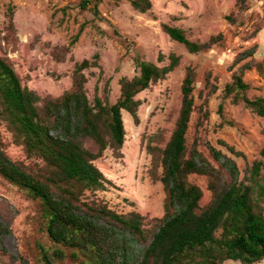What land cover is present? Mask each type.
I'll use <instances>...</instances> for the list:
<instances>
[{
	"label": "trees",
	"instance_id": "trees-1",
	"mask_svg": "<svg viewBox=\"0 0 264 264\" xmlns=\"http://www.w3.org/2000/svg\"><path fill=\"white\" fill-rule=\"evenodd\" d=\"M98 1L92 6L95 16ZM89 2L81 0L80 9H87ZM130 5L145 13L152 3L130 0ZM161 29L190 53H199L222 37L210 36L200 43L170 23H162ZM81 30L82 26L73 42ZM158 60H163L162 54ZM168 60L158 65L135 58L138 73L119 78V94L111 103L108 81L100 93L96 87L92 99L87 94L84 71L99 66L95 59L75 62L70 87L60 95L42 97L23 85L12 61L0 55V124L24 155L10 159L0 133V177L38 202V230L46 240L36 242L37 263L226 264L230 259L253 264L264 259V162L253 160L239 177L235 161L220 150L209 146V160L198 148L197 137L187 142L192 112L199 110V125L209 113L203 102L198 106L194 103L196 73L191 66L186 67L181 102L168 138L162 129L142 137L151 158L148 175L159 181L164 191L162 216L149 218L136 210L118 211L97 196L110 181L95 160L107 149L114 156L121 155L126 134L122 111L138 122L140 100L136 95L166 78L179 64L180 56L171 52ZM250 66L243 63L240 71L233 72L222 97L232 95L233 104L242 103L264 119V97L246 93L249 84L242 75ZM221 108L222 104L219 114ZM260 155L264 157V148ZM191 174L206 177L208 201L202 202L203 190L189 180ZM12 218L11 205L0 198V254L24 264V257L8 254L2 244Z\"/></svg>",
	"mask_w": 264,
	"mask_h": 264
},
{
	"label": "rangeland",
	"instance_id": "rangeland-1",
	"mask_svg": "<svg viewBox=\"0 0 264 264\" xmlns=\"http://www.w3.org/2000/svg\"><path fill=\"white\" fill-rule=\"evenodd\" d=\"M94 1L90 0L87 9H80L81 0H0V55L12 61L23 85L42 97L60 95L70 87L75 62L95 59L99 66L84 71L87 94L92 99L96 87L100 93L108 81L111 103L119 94V78L138 73L135 58L163 65L168 63L171 52L180 56L179 64L166 78L136 95L140 100L137 123L122 111L126 134L121 155L114 156L107 149L95 160L110 181L106 190L97 192L99 198L118 211L136 210L149 218L162 216L164 191L161 183L148 175L151 158L142 137L160 129L165 138L170 135L187 66L196 73L194 103L198 106L203 102L209 111L201 125L197 124L199 110L192 112L187 142L190 144L197 137L198 148L209 160V146L220 150L235 161L239 177L253 160L264 162L260 155L264 148V119L242 103L233 104L232 95L222 97L224 85L246 62L251 64L242 75L249 84L247 95L264 97V1L151 0V9L140 13L132 8L130 0H99L96 16L92 11ZM162 23L181 27L189 39L200 43L218 34L221 41L199 53H190L162 31ZM160 54L162 61L158 60ZM0 133L8 157L24 158L21 147L12 143L11 133L3 124ZM227 145L242 155L231 152ZM189 180L202 188V202L208 201L206 177L191 174ZM0 198L9 202L13 215L9 232L2 236L7 253L24 257V264H40L35 260L36 242L46 239L38 230V202L1 177ZM225 263L241 264L230 259ZM0 264L23 261L11 262L0 254ZM253 264H264V259Z\"/></svg>",
	"mask_w": 264,
	"mask_h": 264
}]
</instances>
